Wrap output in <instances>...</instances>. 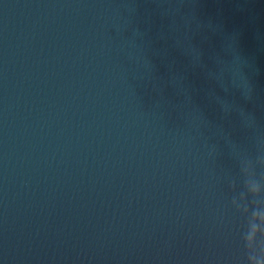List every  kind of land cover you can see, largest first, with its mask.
<instances>
[{"label": "water", "instance_id": "water-1", "mask_svg": "<svg viewBox=\"0 0 264 264\" xmlns=\"http://www.w3.org/2000/svg\"><path fill=\"white\" fill-rule=\"evenodd\" d=\"M257 209L264 0H0V264H264Z\"/></svg>", "mask_w": 264, "mask_h": 264}, {"label": "clouds", "instance_id": "clouds-1", "mask_svg": "<svg viewBox=\"0 0 264 264\" xmlns=\"http://www.w3.org/2000/svg\"><path fill=\"white\" fill-rule=\"evenodd\" d=\"M258 212L261 214H264V209H257ZM262 239L261 234L258 232L254 237H253V244L255 245L258 240Z\"/></svg>", "mask_w": 264, "mask_h": 264}]
</instances>
